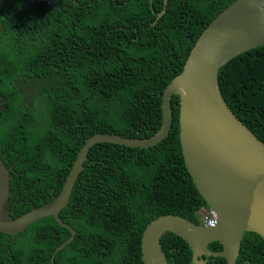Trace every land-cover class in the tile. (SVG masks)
I'll return each instance as SVG.
<instances>
[{
    "label": "trees",
    "instance_id": "trees-1",
    "mask_svg": "<svg viewBox=\"0 0 264 264\" xmlns=\"http://www.w3.org/2000/svg\"><path fill=\"white\" fill-rule=\"evenodd\" d=\"M235 1L169 0L157 23L164 0H0L6 108L0 154L12 168L11 190L21 185L15 217L61 194L91 137L154 136L162 126L164 90L183 71L203 31ZM31 79L52 83L43 122L17 86ZM219 80L229 108L264 142V46L222 67ZM173 109L171 135L155 147H93L60 213L76 232L70 244L55 256L71 232L48 217L10 245L3 238L13 237L0 233V264H52L53 256L56 264H144L141 239L149 224L175 216L201 226L207 206L184 163L179 97ZM160 244L170 264H193L192 250L177 235L162 236ZM208 263L228 264L214 256ZM237 264H264V238L245 233Z\"/></svg>",
    "mask_w": 264,
    "mask_h": 264
},
{
    "label": "water",
    "instance_id": "water-1",
    "mask_svg": "<svg viewBox=\"0 0 264 264\" xmlns=\"http://www.w3.org/2000/svg\"><path fill=\"white\" fill-rule=\"evenodd\" d=\"M152 2V1H151ZM167 14L169 0H164ZM264 46V0H237L214 19L194 45L181 74L167 87L162 99V126L150 138L97 134L87 140L76 158L60 195L33 211L13 218L10 169L0 157V233L16 237L35 222L52 217L71 232L55 255L75 239L76 232L61 218L76 182L86 169L90 152L108 143L131 149H149L171 135L174 97H179L182 155L195 189L216 215L214 228L205 229L175 216L149 224L141 239L144 264H170L160 240L171 233L193 252V264H209L211 256L237 264L245 233L264 238V142L229 108L220 87L222 67L247 51ZM2 97H0V100ZM5 102H1L4 104ZM219 244V251L210 244ZM55 263V256L52 259Z\"/></svg>",
    "mask_w": 264,
    "mask_h": 264
},
{
    "label": "rangeland",
    "instance_id": "rangeland-1",
    "mask_svg": "<svg viewBox=\"0 0 264 264\" xmlns=\"http://www.w3.org/2000/svg\"><path fill=\"white\" fill-rule=\"evenodd\" d=\"M18 2V0H16ZM1 17V15H0ZM52 83L45 84L38 79H31L17 82L18 89L25 95L28 102V108L32 113L37 114L40 117L41 122L46 121L47 104L46 93L47 87H50Z\"/></svg>",
    "mask_w": 264,
    "mask_h": 264
},
{
    "label": "flooded vegetation",
    "instance_id": "flooded-vegetation-1",
    "mask_svg": "<svg viewBox=\"0 0 264 264\" xmlns=\"http://www.w3.org/2000/svg\"><path fill=\"white\" fill-rule=\"evenodd\" d=\"M1 10H2V7H1ZM4 105H1V103H0V119L2 118L1 115H3V113L6 112V108L4 107ZM20 179H21V177H20ZM25 186H27V185H25ZM20 187H21V185H20V183H18V185L14 187V190H11V197H10L11 200L9 201V208H10V211L12 210L14 212V214H15L14 207L16 205L20 204V203L22 204V202H23L21 200L23 194H21L20 191H19L20 190ZM14 214H13V217L14 218H17V217H15ZM26 231L23 232V233H21V234H18L16 237L12 236L13 239H11V240L10 239L3 238L4 239V242L7 243L8 245H10V244H12L14 242H17L18 241V238H20L21 235H24L26 233ZM2 235H4V234H2ZM52 259H53V257L50 258L51 262H52ZM55 260H56V257H55ZM61 260H62V264H63V259H61ZM18 262H20V261H18Z\"/></svg>",
    "mask_w": 264,
    "mask_h": 264
},
{
    "label": "bare ground",
    "instance_id": "bare-ground-1",
    "mask_svg": "<svg viewBox=\"0 0 264 264\" xmlns=\"http://www.w3.org/2000/svg\"><path fill=\"white\" fill-rule=\"evenodd\" d=\"M200 217H201V227H203L205 229H210V228H214L215 227V225H216V215L212 211H210L208 208L204 209V210H202L200 212ZM211 219H213L212 226H208L206 224V221L207 220H211Z\"/></svg>",
    "mask_w": 264,
    "mask_h": 264
},
{
    "label": "clouds",
    "instance_id": "clouds-1",
    "mask_svg": "<svg viewBox=\"0 0 264 264\" xmlns=\"http://www.w3.org/2000/svg\"><path fill=\"white\" fill-rule=\"evenodd\" d=\"M163 11H164V10H163ZM162 13H163V12H162ZM162 13H161V14H162ZM161 14H159V15H161ZM1 17L3 18V13L1 14ZM1 17H0V18H1ZM157 20H158V19H157ZM157 23H158V22H157ZM2 30H3V29H1V31H2ZM168 87H169V86H168ZM166 89H167V88H166ZM164 91H166V90H164ZM163 94H164V93H163ZM0 97H1V95H0ZM162 99H163V98H162ZM1 102H3L2 99L0 100V103H1ZM4 102H5V101H4ZM4 104H5V103H4ZM4 104H1V105H4ZM0 157L2 158V155H1V154H0ZM2 160H3V159H2ZM3 162H4V161H3ZM6 167H7V165H6ZM7 168H8V167H7ZM8 169H10V175H11V170H12V168H8ZM12 178H13V176L11 175V179H12ZM11 179H10V180H11ZM10 188H11V185H10ZM9 201H10V199H9ZM20 217H21V216H20ZM13 218H14V217H13ZM17 218H18V217H17ZM75 236H76V234H75ZM70 237H71V236H70ZM63 244H64V243H63ZM58 248H59V247H58ZM58 248H57V249H58ZM55 256H56V255H55ZM53 257H54V256H53ZM52 263H53V262H52ZM53 264H55V263H53Z\"/></svg>",
    "mask_w": 264,
    "mask_h": 264
},
{
    "label": "built area",
    "instance_id": "built-area-1",
    "mask_svg": "<svg viewBox=\"0 0 264 264\" xmlns=\"http://www.w3.org/2000/svg\"><path fill=\"white\" fill-rule=\"evenodd\" d=\"M212 222H213V219H211V220H207V221H206V224H207L208 226H212Z\"/></svg>",
    "mask_w": 264,
    "mask_h": 264
}]
</instances>
